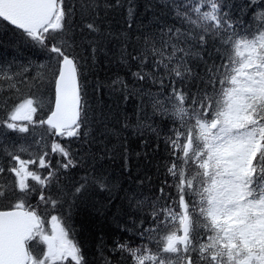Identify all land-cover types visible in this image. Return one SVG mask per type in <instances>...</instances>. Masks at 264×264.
Instances as JSON below:
<instances>
[{"label":"snow or ice","instance_id":"1","mask_svg":"<svg viewBox=\"0 0 264 264\" xmlns=\"http://www.w3.org/2000/svg\"><path fill=\"white\" fill-rule=\"evenodd\" d=\"M164 6L175 22L154 16L155 25L133 39L104 27L109 10L126 8L131 30L133 0H81L80 24L66 0H0V23L47 57L35 66L0 64V81L20 92L17 83L35 67L32 80L51 72L53 86L44 117L37 115L43 109L38 98L0 105V264H88L64 218L52 213L58 206L70 209L93 187L111 193L102 173L71 182L85 157L61 142L89 143L79 50L89 49L94 59L111 38L120 41L118 59L133 78L131 94L151 104L137 130L159 140L152 118L169 122L159 195L126 196L134 210L126 215L135 218L123 230L142 243H117L114 251L133 264H264V0L235 6L231 0H164ZM233 7L240 15L232 14ZM256 8L261 11L249 23L245 10ZM116 83L129 92L125 81ZM35 126L45 127L44 144L30 131ZM104 264L112 262L105 258Z\"/></svg>","mask_w":264,"mask_h":264},{"label":"trees","instance_id":"2","mask_svg":"<svg viewBox=\"0 0 264 264\" xmlns=\"http://www.w3.org/2000/svg\"><path fill=\"white\" fill-rule=\"evenodd\" d=\"M99 2L103 3V0ZM133 2L136 15L131 30L127 29L125 23L126 8L116 12L109 10L104 27L115 36L127 31L134 39L141 31L155 25L154 16L162 22H175L174 12L164 6V0ZM80 3L81 0H66V4L75 8L74 20L77 24L81 23ZM241 3L243 0H231L233 6ZM260 11V8H256L255 12L246 9L244 18L252 23ZM232 14L240 15L239 9L233 7ZM89 18L84 17L85 20ZM120 47L118 39L106 40L103 51H98L94 59L90 57L89 49L79 50L84 57L81 61L83 68L80 80L83 105L87 114L85 130L88 132L89 143L84 145L82 140L76 138L61 140L74 154L85 157L83 166H78L72 171V183L79 181L81 176L102 173L107 177L108 188L111 189L110 193L107 188L100 190L93 187L86 198L76 200L70 209L67 205L64 208L58 206V210L52 213L64 218L65 225L70 228V236L80 244L88 264H104L105 258L112 264H133L127 254L121 257L114 251L117 243H127L131 247L142 243L134 233L123 230L125 222L131 227V219L135 218V213L132 217L126 215L128 211L134 212L129 208L126 196L135 195L137 199H144L159 195L158 189L165 179V166L168 162V153L164 149L162 139L167 134L169 122L161 121L159 117L152 118L154 126H158L160 130L159 140L155 134L147 130L141 133L136 128L137 120L143 121L145 114L151 115L152 108L147 97L141 100L139 96L131 94L134 81L128 68L119 63ZM30 61L34 66L46 64L47 57L45 53L25 42L15 29L0 23V64L28 65ZM132 70L135 71V68ZM35 75L34 67L33 71L27 74L28 79L24 83H17L16 87L20 92L9 89L7 83L0 81L4 87L3 92H0V105L5 99L12 104L24 97H31L43 102L42 110H48V101L53 95L51 72L46 75L42 73L41 77L32 80ZM117 78L126 82L129 92L126 93L119 83L113 84ZM142 103L143 110L139 107ZM45 113L38 111L37 114L42 117ZM0 115H3L2 109ZM30 131L35 139L44 138L41 144L49 139L45 127L37 126ZM157 143L161 144L159 149H156ZM31 203L36 204L35 197ZM38 211L44 214L43 206ZM47 219L49 220L50 216Z\"/></svg>","mask_w":264,"mask_h":264},{"label":"rangeland","instance_id":"3","mask_svg":"<svg viewBox=\"0 0 264 264\" xmlns=\"http://www.w3.org/2000/svg\"><path fill=\"white\" fill-rule=\"evenodd\" d=\"M35 127H37V126H35ZM39 131H40V129H38ZM50 223H51V221H50ZM51 229V226H50V224H49V226L47 227V229H46V231H48V230H50Z\"/></svg>","mask_w":264,"mask_h":264},{"label":"bare ground","instance_id":"4","mask_svg":"<svg viewBox=\"0 0 264 264\" xmlns=\"http://www.w3.org/2000/svg\"><path fill=\"white\" fill-rule=\"evenodd\" d=\"M8 179H11V176H9Z\"/></svg>","mask_w":264,"mask_h":264}]
</instances>
